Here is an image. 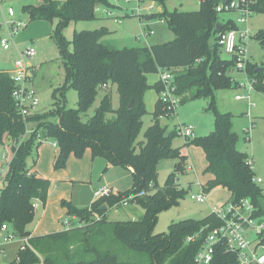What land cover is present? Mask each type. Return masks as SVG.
Masks as SVG:
<instances>
[{
	"label": "trees",
	"instance_id": "1",
	"mask_svg": "<svg viewBox=\"0 0 264 264\" xmlns=\"http://www.w3.org/2000/svg\"><path fill=\"white\" fill-rule=\"evenodd\" d=\"M151 1L163 6L154 16L167 24L174 39L122 49H111L103 43L102 37L108 33L105 27L74 31L71 42L62 34L70 22L95 19L97 7L114 8L109 0H32L22 6L31 21L57 20L50 37L58 48L65 81L53 89L47 110L23 119L11 97L13 81L0 70V145L6 143L12 152L8 171L0 182V226L7 223L17 236L30 235L32 247L18 250L9 264H194L207 232L222 223L216 215L210 212L201 219L172 222L166 232L152 231L158 213L178 203L186 192L176 180L177 174L185 171L187 156L181 153V147L172 146L171 136L160 125L162 109L158 100L151 112L152 123L144 130L143 141L137 142L146 113L144 94L149 88L156 93L162 88L159 80L150 85L146 75L160 70L171 71L180 102L210 99L213 130L185 143L203 151L202 190L222 187L229 192V201L249 199L253 216L264 221V193L254 181L251 160L236 147L238 135L231 128L232 114L215 108V91L238 86L232 76L234 58L222 57L216 42L218 32L235 27L233 21L219 18L215 6L220 0H199L198 9L191 11L167 10L165 0ZM252 1L251 10L264 13V0ZM254 37L264 46V29ZM259 67L247 61L246 75L254 81L253 89L264 94V62ZM103 84L106 88L99 105L84 120L82 116ZM109 84L116 85V108L112 107ZM70 87L77 93L76 107L66 105ZM29 122L37 124L26 134ZM39 128L58 147L54 169L63 168L70 155L80 158L88 149L93 157H103L108 165L130 168L132 187L117 194L111 191L85 208L61 200V206L68 215H75L77 222L54 232L31 235L27 226L35 213L32 201L44 203L50 185L48 179L33 172L28 175L30 169L26 165L27 157L41 143ZM164 158L177 161L164 185L159 186L158 164ZM130 199L141 204L140 219L106 221L108 208ZM103 204L106 208L100 209ZM106 226L110 227L113 240L103 243ZM191 235H195L194 240L186 241ZM260 235L264 242V231ZM210 264H237V258L217 245Z\"/></svg>",
	"mask_w": 264,
	"mask_h": 264
},
{
	"label": "rangeland",
	"instance_id": "2",
	"mask_svg": "<svg viewBox=\"0 0 264 264\" xmlns=\"http://www.w3.org/2000/svg\"><path fill=\"white\" fill-rule=\"evenodd\" d=\"M32 0H11L10 5L14 8L17 19H22L27 23V26L19 30L13 35L11 39L10 48L4 50L0 46V70L10 69L14 59L18 58L19 51L28 46H32L35 50V56L29 61L33 65V82L32 85L36 90L38 97V106L36 110L45 111L52 103L51 93L54 88L58 87L65 81V70L59 55L58 48L50 37V32L55 27L57 20L50 21H31L27 12L22 9L23 5L29 4ZM5 3H9L8 1ZM116 4L119 8L118 18L107 17L104 13L103 7H98L95 10V19L87 21H74L67 24L62 34L68 42L72 41L74 31L93 30L100 27H105L108 33L102 37L103 43L111 49L127 48H141L149 46L145 40H138L137 36L142 29L150 27L153 33L148 37L147 41L152 39L153 43L159 44L174 39L173 32L168 28L167 24L154 16L163 9L161 4L151 0H141L139 3L138 16L136 12H132L134 2L128 4L122 0H118ZM164 7L167 10L177 9L179 11H191L198 9V0H165ZM116 8V7H114ZM113 9V8H112ZM127 14V15H125ZM234 15L235 13L219 14L220 19H224L227 15ZM153 15V17H152ZM151 17L146 20V17ZM139 17V18H138ZM2 9L0 8V22L3 20ZM119 21H114L116 19ZM248 28L249 37L245 43L246 58L248 62L260 66L264 62V46L260 45L254 37L255 33L264 29V13L251 12L248 16L247 23L238 25L239 29ZM0 34L5 35L7 31L0 27ZM222 57L227 55L220 50ZM233 76L240 83H247L245 74L241 70H235ZM155 74H148V80L155 78ZM109 93L111 97L112 107L118 106V94L115 84H109ZM236 93L249 94V99L235 100ZM104 94V89H100L92 106L88 109L86 115L82 116L86 120L94 112V109L99 105L100 99ZM210 99L200 98L194 100H185L179 102L176 109L177 116L162 117L159 123L164 127L167 136H171V144L174 147H181L182 151L187 154L186 147L192 146L189 149L191 155L188 156L191 162V169L183 173L177 174L179 187L186 189L185 194L179 199L178 203L169 206L160 211L157 215L156 222L153 226V233L166 232L168 225L182 219L192 218L201 219L211 212V207H220L226 204L229 200V192L222 188H213L207 192L205 202H197L190 199L191 193L200 192L199 183L203 181L205 176L202 175L203 162L205 161L203 151L201 148L193 145H187L186 140L175 131V124L186 123L194 128L195 135L202 137L209 134L214 128L213 112L208 108ZM66 105L68 107H76L77 93L73 87L68 88L66 92ZM215 108L221 112H230L232 114L231 128L238 135L236 147L243 152L249 160L255 178H260L258 182L262 193H264V94L255 90H248L245 87H230L215 91ZM113 114H109V117ZM152 123L151 112L146 111L142 117V127L137 136V142L143 141L144 130ZM36 122H29L27 130H33L36 127ZM39 140L42 145L52 146L53 140L45 138L43 129H38ZM52 150L56 148L52 146ZM5 154L7 159L12 157V152L8 145H0V160L2 154ZM189 155V154H187ZM202 156V157H201ZM36 160V151L33 150L30 156L26 159V165L29 169L34 168V161ZM177 159L164 158L158 164L157 181L159 186H163L167 176L173 172L174 165ZM54 168V167H53ZM105 178H108L109 185L105 187L111 189L113 194L126 191L133 185L132 174L129 170L122 167L110 166L105 171ZM95 197V196H94ZM97 199V197H95ZM104 205V204H103ZM86 206V205H85ZM81 206L79 208H83ZM106 206V205H105ZM106 208V207H105ZM101 208V209H105ZM143 215V208L140 203L135 201L127 202L126 204H119L108 208L105 212L106 221H125L138 220ZM37 211L33 215L32 221L27 228L33 232V226L36 222ZM76 223L75 215L63 214L61 218L57 219L61 229L65 228L64 220ZM57 231V230H56ZM252 237V236H250ZM113 240L110 227H105V235L102 237L103 243ZM19 240L15 239L10 243L1 246L0 263L9 264L12 262L18 252ZM41 260L42 257L40 256Z\"/></svg>",
	"mask_w": 264,
	"mask_h": 264
},
{
	"label": "built area",
	"instance_id": "3",
	"mask_svg": "<svg viewBox=\"0 0 264 264\" xmlns=\"http://www.w3.org/2000/svg\"><path fill=\"white\" fill-rule=\"evenodd\" d=\"M8 0H0V4ZM110 2H117L118 0H109ZM128 4L134 2L132 12H136L138 15L139 3L141 0H122ZM252 0H226L220 2L215 6V11L218 14L222 13H235L233 21L235 27L223 32L217 33L216 42L221 51H223L228 57L234 58L233 71L241 70L244 72L247 79V83L238 82V87L248 86V90L253 89V80L249 79L246 75V49L245 43L249 37L248 28L239 29L238 25L247 23L248 16L251 12ZM115 7H118L114 4ZM98 8V7H97ZM96 8V9H97ZM104 8L105 14L112 15V8ZM7 17H4L1 21V25L7 31V34L1 35L0 46L2 49L7 50L10 48L11 39L14 34L19 30L25 28L27 23L22 19L15 17V10L12 6L6 7ZM140 16V15H138ZM139 18V17H138ZM225 22V21H224ZM153 31L147 29L141 31L137 36V39H143L152 34ZM35 56V50L32 46H28L25 49L19 51L18 58L12 62L10 69L1 70L6 72L13 81V88L11 90V97L15 103L18 113L25 119L27 116L33 114L38 106V97L36 90L29 83L33 78V65L29 62ZM159 81L162 83V88L157 93V100L161 104L162 113L159 118L174 116L176 109L180 102V97L176 94V84L173 82V75L170 70L159 71ZM103 84L101 89H105ZM235 100L249 99V94L236 93L234 95ZM175 131L181 135L185 140L193 139L195 133L193 126L186 123H177L175 125ZM31 132L27 130L26 134ZM24 138V136H23ZM22 138V139H23ZM39 139V136H38ZM21 139L18 141L20 143ZM56 145V143H53ZM10 159H7L3 153L0 160V182L8 171V165ZM31 171L28 172V175ZM255 182H261L260 178H254ZM200 192L191 193L190 199L197 202H205L206 195L201 188ZM111 192L106 187L99 188L95 192L97 198L106 196ZM40 201L35 199L32 201V208L36 210ZM123 204H126L123 202ZM254 207L249 199H242L239 202L229 201L220 207H211V213L216 215L222 223L212 228L207 232L203 239V242L197 250L194 257V264H210L214 249L217 245H222L225 252L232 253L237 258V264H264V242L260 235L264 231V221H259L253 216ZM72 221L64 220L63 225L68 227L72 225ZM252 236V237H250ZM195 235L188 236L186 241H193ZM30 235L17 236L10 228L9 224L3 223L0 226V250L2 245L12 242L15 239L19 240L18 250H25L26 248L32 249L29 243ZM38 264H43L41 261Z\"/></svg>",
	"mask_w": 264,
	"mask_h": 264
},
{
	"label": "crops",
	"instance_id": "4",
	"mask_svg": "<svg viewBox=\"0 0 264 264\" xmlns=\"http://www.w3.org/2000/svg\"><path fill=\"white\" fill-rule=\"evenodd\" d=\"M10 1L11 0H8L9 3H5L7 2L5 1L0 4V8L2 9V13H3V18L7 17L6 7L11 6ZM31 3L32 1L29 4ZM198 4H199V0H198ZM119 8L120 7L113 8L112 15L108 16L106 14V16L110 18L111 17L118 18L117 14ZM233 17L234 15L228 14L222 20L227 21L229 19H232ZM148 18L150 19V16ZM114 21H119V20L116 19ZM0 27L1 28L3 27L1 25V22H0ZM147 29L152 30L150 27H147ZM147 29H142L141 31H145ZM149 36L143 38V40H145L146 44H150V45L155 44L153 43L155 41H153L152 39L147 41ZM233 72H232V76H233ZM155 76L156 77L151 80H148L147 78V82L150 85H153L159 80V73L155 74ZM32 82H33V78L29 83L31 86H33ZM156 101H157V93L154 90V88H149L148 90H146L144 94V103H145L146 111L153 112ZM37 111L38 110H36L35 112ZM175 116H177V113H175L173 117ZM52 146L55 147L56 149L52 150L53 149ZM52 146H49L47 144L42 145L41 143L39 144L38 148L36 149V160L34 161L35 163L34 168L30 169V171L36 174L37 176L46 178L50 182L46 201L44 203L40 202L38 208L35 210V212L37 211V218L33 226V232L30 231L31 235H42L61 229V226L58 224L57 219L61 218L63 214H67L66 208L62 207L60 204L61 200L70 201L73 203V205H75L78 208L85 205H86L85 207H88L94 200H96L95 198L96 190L110 184L108 182V178L107 177L105 178L106 176L105 171L108 169V167L113 165H108L107 161L103 157H99V156L93 157L91 155L90 150L87 149L82 155V157L76 158L73 155H70L66 161V165L63 168L54 169L53 164L58 152V147L57 145L54 144H52ZM190 148H192V146L186 147V152L189 155L185 154L181 149V153L187 156V161H186L187 170L191 169L190 165L192 162V160L189 159L188 157V156L191 157L189 153ZM202 166L204 168L205 161L203 162ZM127 170L131 172L130 168Z\"/></svg>",
	"mask_w": 264,
	"mask_h": 264
},
{
	"label": "water",
	"instance_id": "5",
	"mask_svg": "<svg viewBox=\"0 0 264 264\" xmlns=\"http://www.w3.org/2000/svg\"><path fill=\"white\" fill-rule=\"evenodd\" d=\"M221 1L224 2V1H226V0H221ZM146 19H149V18L147 17ZM220 28H221V26L218 25V26H217V30H219ZM258 70H262V67H259ZM105 207H106L105 205H102V206L100 207V209H101V208H105ZM0 264H4V263H0Z\"/></svg>",
	"mask_w": 264,
	"mask_h": 264
}]
</instances>
